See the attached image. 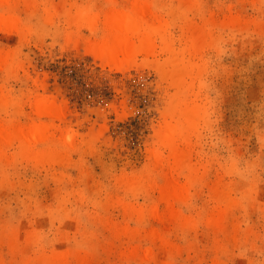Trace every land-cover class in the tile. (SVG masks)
Returning <instances> with one entry per match:
<instances>
[{"label": "rangeland", "instance_id": "1", "mask_svg": "<svg viewBox=\"0 0 264 264\" xmlns=\"http://www.w3.org/2000/svg\"><path fill=\"white\" fill-rule=\"evenodd\" d=\"M13 1L3 14L19 27L0 31V56L13 58L0 66V92L17 111L0 109V122L49 124L57 159L38 163L17 145L0 159V264H264V0H192L191 10L153 0L175 58L157 38L129 62L100 60L90 46L101 31L81 21L88 5L103 21L109 1ZM171 60L182 80L169 76ZM185 91L204 108L182 143L198 176L188 203L167 209L162 186L186 185L188 174L152 153ZM38 96L59 118L36 115ZM135 179L143 187L128 191Z\"/></svg>", "mask_w": 264, "mask_h": 264}, {"label": "bare ground", "instance_id": "2", "mask_svg": "<svg viewBox=\"0 0 264 264\" xmlns=\"http://www.w3.org/2000/svg\"><path fill=\"white\" fill-rule=\"evenodd\" d=\"M107 1L110 3V7L107 9L109 11L105 15V19L100 22L99 16H95L94 18L89 17L91 10L95 11L92 7H89V5H85L86 7L78 9L83 15L81 21L87 24V28L94 33L101 31V37L90 46L100 60L129 62L135 58L137 54H149L150 51L153 50L157 38L162 41L167 51L169 50L172 52V56L175 55L172 43L166 34L168 22L153 14V0H133L129 5L127 4V6H119L116 0ZM181 4L185 8H190V10L191 7L194 6L192 0H181ZM14 7L15 3L13 0H0V31L9 32L19 27V23L16 21L17 19L3 14L4 10H14ZM232 25L234 26V24ZM206 41L207 39L205 36L199 35L194 40V44L202 46ZM11 58L12 56L8 54L1 55L0 66L8 67ZM170 64L173 69L169 72V76L178 81L184 78L186 73L185 68H182L175 60H171ZM188 94H190V92L185 91V99L178 98L176 102L173 103L169 117L173 119L174 123L172 124V122H170L171 124L168 123L169 125L164 127L163 130L161 129L162 131L159 133V148L152 153V158L156 163H163L164 153L167 152L170 171L187 172L188 174V182L186 185L162 186L161 194L163 195V203H165L167 209L172 208L171 203L173 201L183 204L188 203L187 201L190 198V185L197 181L198 176L197 169H195L189 161V152L187 149L183 148L182 143H187L188 130L194 126L198 118L201 117L204 108L195 101H188ZM7 98L8 97H5L0 92V109L12 106V108L17 111V102L14 100H12L14 103L12 101L9 102ZM33 107L37 116H46L52 120L59 118V114L62 113L58 112L57 105L55 106L53 102L41 96L36 97ZM49 130L50 125L46 123L34 122L23 127L14 124V121H9L7 124H2L0 122V159L4 157L7 148L17 145L19 155L23 157L30 156L31 159L38 163L56 160V143L53 139L51 140ZM125 185L128 191H135L137 188L143 187L144 184L142 180L135 179L133 181L127 180ZM216 193H218L216 197L218 195L219 202L225 201L224 204H230V199L226 196V193H223V191H217ZM124 209L129 211L130 207L125 205ZM149 212L153 219H162L159 205L150 206ZM136 213L141 218V213ZM171 219L183 225L193 223L192 220L182 216L173 217ZM211 222L213 225L220 226L221 221H219L218 217V219L212 220ZM154 236H157V234L153 235V238ZM162 236L157 237L164 240L165 237L163 238ZM59 256L60 254H55L53 259L62 258V256Z\"/></svg>", "mask_w": 264, "mask_h": 264}]
</instances>
